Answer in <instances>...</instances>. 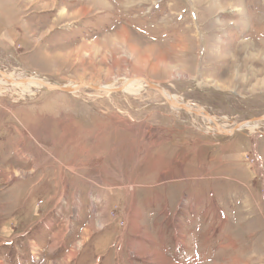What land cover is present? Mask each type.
Here are the masks:
<instances>
[{
	"label": "rangeland",
	"instance_id": "rangeland-1",
	"mask_svg": "<svg viewBox=\"0 0 264 264\" xmlns=\"http://www.w3.org/2000/svg\"><path fill=\"white\" fill-rule=\"evenodd\" d=\"M0 70L113 89L142 77L225 124L244 123L264 116V0H0ZM135 84L29 95L0 81V204L12 201L11 214L0 205V235L23 231L14 207L53 206L61 195L83 208L88 239L98 234L78 264H264V137L215 134L205 115ZM90 134L106 144L90 165L96 184L82 168ZM20 143L36 163L17 162ZM67 230L51 260L69 250ZM42 231L18 237L21 264H34L28 251L46 264L40 248L52 239L34 245ZM5 250L0 264H18ZM72 250L61 264H77Z\"/></svg>",
	"mask_w": 264,
	"mask_h": 264
},
{
	"label": "crops",
	"instance_id": "crops-1",
	"mask_svg": "<svg viewBox=\"0 0 264 264\" xmlns=\"http://www.w3.org/2000/svg\"><path fill=\"white\" fill-rule=\"evenodd\" d=\"M97 134H90L89 138H88V142L87 144L90 145L91 147L95 146H99L101 145L100 149H97L93 152H91V147L87 145V147H85V155L82 157V161L87 164V165H82V168H86L88 169V173H87V177L85 178L84 182L87 183H98V179L96 180V178L94 177V175H90L91 172V166L92 163L94 164L95 162H98L100 164L101 160L104 159L105 157V153L104 150L106 147V144H104L103 146V142H105L104 139L102 138H97L96 136ZM19 140V139H18ZM21 147V143L20 145H14L13 147V151L14 154L16 156V158L18 159V161H22L23 163L27 164V163H31V162H35L34 161V157L33 155H30L29 153H26L25 149H21L19 148ZM30 147H33L30 146ZM21 149V150H20ZM29 151H33V148H29ZM100 150H102V154H99ZM89 151V152H88ZM19 152V153H18ZM98 153V154H97ZM98 155V156H97ZM47 161V159H46ZM45 161H41L39 163H37L34 167H36L37 171L42 168V166H45V164L43 163ZM46 167V166H45ZM35 171V172H37ZM17 173H22V174H27L30 173L28 175H25V177H28L30 175H32L34 172L31 173V170L29 171H25L23 169H21L20 167L16 170ZM100 175H104L102 170L99 169L98 173H96V176H100ZM110 176V178H112V173L110 171V173L108 174V177ZM24 177V178H25ZM0 182H2V179L0 180ZM8 182V180H5V183H3L4 185H6ZM95 183V184H96ZM106 183V181H105ZM1 185V183H0ZM38 185V183H36L34 185L33 188H35ZM6 186H9L6 185ZM5 186V187H6ZM33 191V190H32ZM55 202L54 205L51 206V203L48 204V207H41L43 204V202L41 201V199H39L37 201V204H33L30 207L27 206H16L14 207L16 212L15 214H18L21 216V220L20 223L21 224L19 227L23 228V231L21 232L20 236H18L19 234H17L14 238L11 239V241H7L8 239H4L3 236L0 235V245L5 247V254L4 256L7 258H11V261H16L18 264H21V261L24 259L18 258V249L17 248H23V245L27 242L26 240H19L18 237H21V239L23 238H28V236L30 235L31 232H33V229L36 227H43V234L42 235H37L35 237V242L34 245H40L42 242H45L46 240L48 241V239H52V243L50 244L51 248L48 249H43L40 248L41 252L39 253V260L43 259L46 264H50V263H54V264H61V261L65 262V261H71L70 259L75 255L74 251L72 250V252H70L71 248H76V246L80 247V253L78 255H76L74 257V261L73 263L76 262L77 260V264L79 262H81V256H82V250L81 248L83 246H87L89 244L92 243V241L98 236V234L96 235H92L89 239H88V231L89 229H87V227L81 229V219H82V215H83V208H71L69 205L71 204V202H68L67 204L63 205V203L61 202V195H59L58 197L54 198ZM79 204L81 205V201L79 202ZM1 205V211H9V214H11V207H12V201L9 202V206H3V204ZM34 212L35 214L32 215L31 212ZM93 209H95L93 207ZM31 211V212H29ZM14 214V215H15ZM90 214H92L93 218H95L96 213L94 211H90ZM59 215H62V217H58ZM14 219V217H12ZM93 218H89L88 222L93 221ZM95 221H97L95 219ZM97 223V222H96ZM69 226H71V230H69ZM52 228V230L50 231L49 228ZM68 227V234L66 232V235L63 238V241L65 243H67V246L69 247V250L67 251V253L65 254L63 260H51L50 259V254H52V256H55L56 254L52 253V249L58 248L60 247V235L62 234V229L67 228ZM48 228V229H47ZM45 235V236H44ZM34 237V236H33ZM88 239V240H87ZM83 240H85V242H83ZM89 241V244H87V242ZM152 243V242H151ZM49 244V243H47ZM155 244V243H153ZM23 253V258H25V260H27V258L29 257V260H31L34 264L35 263V255L33 254L32 257L28 251V253L26 252H22ZM98 258H102V257H97L96 260ZM134 258H135V254H134ZM154 259V258H151ZM2 258L0 257V263H1ZM28 260V261H29ZM38 260V259H37Z\"/></svg>",
	"mask_w": 264,
	"mask_h": 264
},
{
	"label": "water",
	"instance_id": "water-1",
	"mask_svg": "<svg viewBox=\"0 0 264 264\" xmlns=\"http://www.w3.org/2000/svg\"><path fill=\"white\" fill-rule=\"evenodd\" d=\"M4 78V76H3ZM3 81L10 83L11 85H15L18 86L20 88H28L29 86H31V82L28 81H20L17 80L15 78L12 77H8V79H2ZM41 80L43 81L41 83V86H38L36 89L38 90L39 93L42 92H63V93H67V94H78L80 92H82L85 89H90V90H96V91H102L105 93H118V92H124L128 86L131 83H135V82H139L144 84L148 89L150 90H155L158 93H160L166 100L167 104L172 108L173 106L171 105V102L167 99V96L169 95V97L174 99V96L172 94H170L167 90H165L163 87L155 85V84H151L149 82L146 81V79L142 78V77H136V78H129L121 87L119 88H109L106 85L105 86H91L88 84H83V83H58V82H54V81H48L44 78H41ZM175 100V99H174ZM180 103L174 104V106L176 107H186L189 109H199L202 108L201 106H199L198 104H194V103H188L185 101H179ZM208 112V111H207ZM213 112V111H211ZM211 112H208L210 117L213 115L214 117L217 118V123H220L221 125H223V128L225 129L224 131H220V130H215V134H222V135H233L237 132H243V131H247L246 128L247 127H253V129H255V125L259 122H262L264 119V116L261 117H252L250 120H248L247 122L244 123H235L234 125L232 124H225L223 118H220L217 115L212 114ZM207 116L208 119V115ZM256 130V129H255ZM249 132V131H247ZM251 137L256 136L257 134H259V136L264 137V132H260L259 130H256V133L253 132H249Z\"/></svg>",
	"mask_w": 264,
	"mask_h": 264
},
{
	"label": "bare ground",
	"instance_id": "bare-ground-1",
	"mask_svg": "<svg viewBox=\"0 0 264 264\" xmlns=\"http://www.w3.org/2000/svg\"><path fill=\"white\" fill-rule=\"evenodd\" d=\"M3 76H4V78H3ZM8 77H12L11 75H9V74H7L6 72H4V71H1L0 70V81H2V82H5V81H3L2 79H8ZM12 78H14V77H12ZM16 79V78H15ZM26 81H28V82H31L30 84H31V86H29L28 88H20V87H18V86H15V85H13L12 84V86L13 87H15L16 89H23L24 91H26L27 93H29V95H32V94H34L35 92H38V90L36 89L38 86H41V83L43 82L42 80H41V78L40 77H38V76H32V77H30V79L29 80H26ZM5 83H7V82H5ZM136 86H137V84H135V83H131L129 86H128V88L125 90V91H128V90H132V89H136ZM139 86L140 87H143V86H145L144 84H142V83H139ZM146 87V86H145ZM139 88V87H138ZM167 99L171 102V105L173 106L172 108L173 109H176V110H180V109H186V110H188V111H190V110H192V111H196L198 114H201V115H208L209 117H208V122L210 123L209 125L210 126H212V128H215V126H213L212 124H214V125H216L218 128H216L217 130H220V131H224L225 129L223 128V126L220 124V123H216L217 122V118L216 117H213V116H211L210 117V115L208 114V113H206L203 109H199V107H198V109H195V108H193V109H189V108H186V107H176V106H174V104L173 103H175V104H177L178 105V103H180L175 97H174V99L173 98H171V97H169V95L167 96ZM185 110V111H186ZM197 116V115H196ZM206 118H207V116H205ZM201 118V117H200ZM203 118V117H202ZM224 121H225V123L227 122V120L226 119H223ZM264 120V119H263ZM212 123V124H211ZM216 123V124H215ZM206 125V124H205ZM260 126H264V123L263 122H261V123H257L256 125H255V129L256 130H259L258 128L260 127ZM206 127V126H205ZM208 127V126H207ZM208 129V128H207ZM255 129H253V127H247L246 128V130L247 131H249V132H253V133H256V130ZM215 130V129H214ZM208 131H210V130H208Z\"/></svg>",
	"mask_w": 264,
	"mask_h": 264
}]
</instances>
